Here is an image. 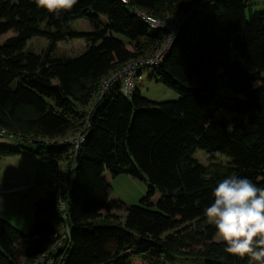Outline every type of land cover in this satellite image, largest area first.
Listing matches in <instances>:
<instances>
[{
  "label": "trees",
  "instance_id": "trees-1",
  "mask_svg": "<svg viewBox=\"0 0 264 264\" xmlns=\"http://www.w3.org/2000/svg\"><path fill=\"white\" fill-rule=\"evenodd\" d=\"M128 1L166 20L161 14L173 0ZM200 6L162 63L148 68L152 79L180 95L178 101H151L138 87L128 99L115 87L93 105L102 80L156 53L167 31L151 29L120 0H77L59 16L34 0H0V38L14 34L0 44V130L21 142V136L41 137L38 145L50 161L77 160L66 190V219L55 189L36 203L29 234L0 219V264H23L21 251L32 263L55 244L64 225L73 243L65 264H167L176 257L247 264L227 253L224 242L205 251L199 238L180 233L207 222L204 208L226 176L248 177L264 187V11L254 12L251 0ZM75 22L89 30L74 29ZM35 37L49 43L38 55L26 50ZM72 40L86 41V51L76 58L56 56L59 43ZM25 109L32 116L22 120ZM221 113L234 119H220ZM76 134L86 135L76 155L52 142ZM202 152L205 163L195 159ZM216 156L231 162L224 176L214 172ZM121 175L147 182L139 205L111 199L110 181ZM214 233L212 225L204 227L206 242L215 240Z\"/></svg>",
  "mask_w": 264,
  "mask_h": 264
},
{
  "label": "rangeland",
  "instance_id": "rangeland-1",
  "mask_svg": "<svg viewBox=\"0 0 264 264\" xmlns=\"http://www.w3.org/2000/svg\"><path fill=\"white\" fill-rule=\"evenodd\" d=\"M193 1H170L167 4L166 12L162 13L161 16H166L169 19L174 18L185 11ZM251 2L254 12L264 11V0H251ZM72 27L80 31L89 30L88 27L80 22L72 23ZM13 35L11 32L1 37L0 44ZM117 37L122 41H126L122 36ZM48 45L49 43L46 39L35 37L27 43L26 50L38 55L43 53ZM87 47L88 44L84 40L61 42L58 45L56 56L76 58L81 56ZM156 53L149 52L147 55L151 56ZM153 74L154 70L147 69L143 71L142 78L138 79L137 87L142 96L157 103L178 101L180 95L173 89L152 79ZM31 116V112L28 109L22 111V120H26ZM217 117L229 122L234 119V116L227 113H221ZM13 132L19 134L18 132ZM15 136L13 139L0 136V148H2L0 150L3 151L0 156V188L7 185L11 188V192L5 199L8 205L6 207L0 206V219L27 235L36 222V203L49 198V194L52 191L55 192L54 189L59 196H64L66 190L72 187L75 174L70 175L71 163L69 161L64 159L50 161L51 157L47 150L38 145V142L43 140L41 137L25 135L21 136V138H25L26 141L21 142L18 141L20 136ZM195 159L205 163L208 161V156L205 152H202L196 155ZM213 163L214 172L217 171L219 176L227 174L231 165L230 160L224 156H216L213 159ZM55 175H57V179L52 184ZM110 183L112 186L111 199L120 200L127 206L139 205L148 191L147 182L128 175L118 176L112 179ZM117 215L123 216L121 213ZM208 224L207 221L202 224L192 225V227L185 229V231L183 230L180 234L187 237L196 236L203 243V250L207 251L213 243H222V241L218 240H214L212 243L206 242L203 229ZM21 255L23 262L26 263L27 260L23 251H21ZM167 264H203V261L195 257H176Z\"/></svg>",
  "mask_w": 264,
  "mask_h": 264
},
{
  "label": "clouds",
  "instance_id": "clouds-1",
  "mask_svg": "<svg viewBox=\"0 0 264 264\" xmlns=\"http://www.w3.org/2000/svg\"><path fill=\"white\" fill-rule=\"evenodd\" d=\"M34 3L59 16L72 9L77 0ZM211 195L212 202L204 208V215L215 229L214 239L224 242L227 253L246 259L247 264H264V187L233 174L220 180Z\"/></svg>",
  "mask_w": 264,
  "mask_h": 264
},
{
  "label": "built area",
  "instance_id": "built-area-1",
  "mask_svg": "<svg viewBox=\"0 0 264 264\" xmlns=\"http://www.w3.org/2000/svg\"><path fill=\"white\" fill-rule=\"evenodd\" d=\"M210 1L212 0H201L198 6L192 7L188 12L180 14L171 19L161 20L152 15H149L147 12L139 9L137 6L130 5V2L128 0H120L121 3L129 7L131 13L144 20L151 29L166 30L168 33L167 41L153 56L132 60L128 63H125L122 67L104 78L101 82L100 90L94 97L92 104L97 105L102 100L103 96L115 87L120 88V91L124 97L131 99L135 91L137 90V82L138 79H140V74L148 68H157L162 63L163 59L169 53L173 41L178 36L181 27L184 26V24L189 20L194 12L199 10V8L201 7L200 5H203ZM0 136L10 137L13 139V135L3 130H0ZM52 142H56L60 146H70L72 151L76 155L86 142V135H70L64 138L55 139ZM76 167L77 160L75 157L71 162V169L74 170ZM57 198L59 209L66 219V212L68 209L66 193L64 196H59L57 194ZM72 245L73 243L71 239V229L68 225H64V228L61 230L60 236L55 244L51 246V248H49L46 252L40 254L30 264H65L66 259L73 247Z\"/></svg>",
  "mask_w": 264,
  "mask_h": 264
},
{
  "label": "crops",
  "instance_id": "crops-1",
  "mask_svg": "<svg viewBox=\"0 0 264 264\" xmlns=\"http://www.w3.org/2000/svg\"><path fill=\"white\" fill-rule=\"evenodd\" d=\"M10 192L11 188L9 185L0 188V206L6 207L8 205L5 199Z\"/></svg>",
  "mask_w": 264,
  "mask_h": 264
}]
</instances>
